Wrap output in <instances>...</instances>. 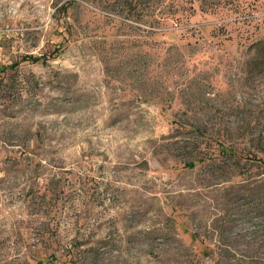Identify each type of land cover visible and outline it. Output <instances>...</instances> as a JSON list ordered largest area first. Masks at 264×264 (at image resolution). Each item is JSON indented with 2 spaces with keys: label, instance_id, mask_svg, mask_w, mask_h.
<instances>
[{
  "label": "rangeland",
  "instance_id": "1",
  "mask_svg": "<svg viewBox=\"0 0 264 264\" xmlns=\"http://www.w3.org/2000/svg\"><path fill=\"white\" fill-rule=\"evenodd\" d=\"M64 1L0 0V67L18 64L0 72V264H36L72 237L85 248L106 241L75 264H192L202 243L230 251L220 264L247 254L264 264V215L244 203L234 165L185 170L190 155L172 137V120L216 124L210 135L261 140L262 151L246 149L264 156V72L247 71L240 32L179 43L209 56L190 73L146 77L136 74V23L94 22L76 5L57 18L71 37L54 51ZM259 10L250 38L264 37Z\"/></svg>",
  "mask_w": 264,
  "mask_h": 264
},
{
  "label": "trees",
  "instance_id": "2",
  "mask_svg": "<svg viewBox=\"0 0 264 264\" xmlns=\"http://www.w3.org/2000/svg\"><path fill=\"white\" fill-rule=\"evenodd\" d=\"M71 5H76L83 13H88L94 22H113L112 26L117 28H130V23H136V74L144 73L146 77H151L163 72H168L169 75L179 71L190 73L189 67L194 65L192 63L199 57H208L209 50L205 48L185 54L184 50L178 49L177 44L185 43L192 47V44L195 46L199 43L200 38L212 42L215 38L219 39L227 25L234 26L240 32L237 43L248 55L244 61L247 71L264 72V37L250 38V33L248 34L256 19L254 14L260 12L264 0H68L54 10L56 20L65 16L67 8ZM106 11L114 12V17L107 16ZM69 25L66 20L56 21L53 33L61 38L54 51H58L70 39ZM45 58V54L27 55L21 58V61L35 62ZM17 65L13 62L10 66L0 67V72ZM166 81L169 82V79H165ZM167 82L165 86L168 85ZM163 85L164 83H160L159 86ZM172 86L174 87L175 83ZM171 123L175 132L172 137L176 138L173 143L190 155L180 161L185 170L205 167L216 173L228 169L229 165L233 164L232 172L239 178L236 182L243 186L239 189L244 190V203L251 207V211L262 212L264 215V176L260 177L259 174L258 178L255 176L250 179L248 169L244 168L248 165L261 169L264 174V156L259 155L256 150L257 148L262 151L261 140H256V144H253V139L245 141L241 138L233 140L214 137L208 132L213 130L216 124L209 128L207 123L196 124L190 120H172ZM247 144L256 148L253 146L252 149H246ZM168 220L171 221L170 218ZM191 236L199 243L204 241L196 231H193ZM46 238L48 239V236ZM105 243L106 241L98 240L85 248L82 247L85 243L81 244L72 237L55 246L57 250L44 252L46 254L37 258L36 264H75L76 257L84 259L86 252L96 253ZM201 245L204 251L198 255L197 252L192 254V264H198L202 256L210 258L209 264H220L221 261L231 258L228 255L232 254L226 249H207L208 245ZM245 257L242 263L235 264L258 263L252 261L258 255L247 254Z\"/></svg>",
  "mask_w": 264,
  "mask_h": 264
}]
</instances>
